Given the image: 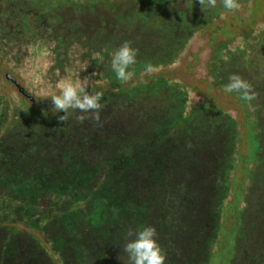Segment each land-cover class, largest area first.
Instances as JSON below:
<instances>
[{
	"label": "rangeland",
	"instance_id": "374dc122",
	"mask_svg": "<svg viewBox=\"0 0 264 264\" xmlns=\"http://www.w3.org/2000/svg\"><path fill=\"white\" fill-rule=\"evenodd\" d=\"M216 3L212 8L206 2L199 3V0H0V98L11 104L7 114L9 123L0 122L1 127L6 126L0 130V147L6 150L4 155L13 148L16 152H31L26 141L31 139L33 144L40 142L37 131L43 130L48 136L44 139L48 143L47 151L52 152V145L49 144L52 142V122L59 128L64 125H59L52 118V115H61V112L54 114L56 110L50 100L51 94H59L57 85L64 78L71 76L76 79L79 76L83 80L89 77L86 91L90 94H111L109 98L116 100L112 103L113 113L117 108L122 114L129 109L130 117L135 121L129 127L122 117L112 121V125L115 124L117 128V142L140 143L139 147L145 150H149L150 145L181 147V155H178L181 161L176 163L180 166L181 172L178 170L177 174L179 172L178 177L182 175L180 181L183 182L185 194L191 193L190 183L195 184L196 188L202 186L206 189L207 196L214 191L209 213L206 209L209 206H206L204 199L196 212L198 220L188 229L197 227L200 220L208 222L209 219L215 231L214 223L218 220L217 237L214 240L211 236L208 246V255L213 246L208 264H231L243 220L242 210L248 204L252 172L264 171V164L261 167L264 125L257 126L252 100L242 99L241 92L224 90L229 82L225 77L239 75L250 85V89L253 88L254 77H264V0H240V8L232 11L223 7L222 0H216ZM176 33L178 38L170 36ZM105 38L114 39L108 46V53L101 45L104 42L106 46L111 43ZM125 41H132V47L147 59L132 67L134 76L127 83L118 81L110 67V54ZM154 50H157V55L151 58L150 52ZM147 65H151L153 71L145 73ZM85 66L87 68L81 72ZM253 71H258L259 75L255 76ZM256 97L259 101L263 100V89L256 92ZM261 109L264 110L263 106ZM135 110L137 113L133 114ZM202 111L209 114L206 126L201 128V124L191 125L189 120L194 119L195 113ZM142 113L158 118L155 124L142 122L139 131L141 124L136 121L144 118L137 116ZM27 114L34 118H29ZM215 114L219 116L218 120H226L225 127L221 123L217 124L218 121L213 118ZM27 128H30L29 133L25 132ZM101 128L96 130L100 138L84 145L86 156H90L91 149L102 145V149L98 148L101 151L113 144L107 143L110 138L105 139ZM157 128L185 132L186 135L194 128L197 136L189 134L188 139L181 136L171 141L172 137H168V133L164 136L168 138V143L165 140L161 143V133L154 135L156 132L153 130ZM32 129L37 131L33 132ZM138 132H141L140 135ZM151 137L155 141L149 142ZM120 144L116 151H107V154L98 151V155L110 157L105 160L109 166L101 174L103 180L100 178V183H96L93 190L110 192L112 188L106 177L107 169L111 170V166L116 167L113 172L118 181V175L123 174L118 173L117 166L120 165L121 170L131 177H141L142 166L124 158ZM38 146L40 148H37L35 155L41 153L43 147L41 143ZM172 153L177 155L178 151ZM142 158L146 159L143 163L147 165L144 170L145 175L148 173L147 178L152 179V175L161 172L159 167H155L154 157L150 154ZM169 159L173 163L174 158L169 156ZM10 169L7 168V172ZM26 171L28 173L29 170ZM22 173L27 174L24 171ZM14 175L12 182L4 188L0 186V189L6 192L27 189L25 184L29 179L21 172ZM48 179L47 186L42 182L31 183L38 184V190L65 188L56 179L57 183L52 186V177ZM257 184L261 186L262 181H257ZM118 186L121 188V197L128 199L129 194L124 185ZM255 191L260 193L258 189ZM257 196L260 198V195ZM108 200L116 203L111 197ZM194 200L191 197L187 202L180 203L183 219L174 223L175 230L176 225L184 226L189 222L186 221L187 215L198 207ZM6 201L1 198L0 206ZM126 202H123V208H127ZM120 203L119 199L118 205ZM24 206L27 208L28 204L24 203ZM260 209H264L263 206ZM50 211L52 207H48L47 215L38 216V226L47 218V226L52 227ZM96 214L83 215L82 218L87 225L93 223L92 226H97L100 216ZM172 216L167 215V223L170 224ZM133 217L134 213L129 214L128 221ZM54 218L61 219V227L69 234H74L75 216L72 215L71 223L68 220L65 222V217L60 218L57 214ZM17 228L21 231L16 239L20 254L16 258L0 259V264H123L122 256L126 255L127 258V254L123 253L125 243L121 242L122 237L118 239L117 245L107 246L104 252L102 244L98 245L97 242L111 241L110 235L91 233L96 240L89 239L95 253H91L92 257L90 255L83 263L76 255L75 260H72V252L67 249L62 248L63 251L61 249L59 252L55 250L61 240L59 237L54 239V246L52 229L37 230L22 223ZM3 230L11 237L16 234V228L12 225ZM114 231L119 237L123 227ZM162 231L156 229L159 238ZM164 235L166 239L161 241L158 238V243L162 245L168 261L169 256L172 258L177 255L173 251H176V246L171 248L170 241L174 238L170 231ZM2 238L0 232V240ZM186 238L178 244L184 252L182 264L197 263L202 257V264H205L206 254L197 251L192 256L195 240L192 238L188 241ZM253 258L254 255H246L242 261H254L257 264L256 258Z\"/></svg>",
	"mask_w": 264,
	"mask_h": 264
},
{
	"label": "trees",
	"instance_id": "16d2710c",
	"mask_svg": "<svg viewBox=\"0 0 264 264\" xmlns=\"http://www.w3.org/2000/svg\"><path fill=\"white\" fill-rule=\"evenodd\" d=\"M200 11H202L201 8ZM177 28L179 27H176V29ZM170 36L175 38L179 37L177 33ZM105 39L107 41H111V43L107 46L105 45V42L101 44L103 46V49H107L108 53V46H110L112 42H114V39ZM165 51V54H167L168 51ZM150 54L151 58L155 57L157 55V50L150 52ZM146 60L147 59L143 58L138 52L137 62L141 63L145 62ZM252 74L258 76L259 72L253 71ZM225 78L228 82L229 77ZM254 79L255 80L252 82L253 88L251 89V94L254 96L252 102L255 108V120L257 126H262L264 125V110L261 109V107L263 106L264 108V97L262 101H259L256 97V92L261 89H263L264 92V77H254ZM109 96H111V94H104L102 97L101 103L103 104V108L100 111L99 123L92 120L91 118L85 119L82 123L79 122L77 120V116L82 115V113H80L79 111L73 112L72 110H70V115L64 122L58 120V116H61L64 113L61 112V115L58 114L57 116L52 115V118H54V122L56 121L57 123H59V125H64L59 128L55 123L52 122V142H49V144L52 145V152L47 151L46 145L48 143L44 140L46 137H48L46 133L43 130H40V132H38L36 129H32V131H37V136H40L39 138L41 139L40 142L33 144V141L31 139L28 141L25 140L26 143L29 144V148L32 150L31 152H16V149L13 148L12 151H8V153L4 155L6 150L1 149L3 147H0V186L4 188L5 185L10 184V182H12L13 178L15 177L14 173L17 172H21V174L24 175L26 179H29V181L27 180L28 182H26L25 184L27 188L25 190H9L10 192H6L5 189H0V199L4 198L5 200H7L0 206V219L2 220L0 221V232H2L3 237V240H0L1 261L4 260V258L9 259L19 256L20 250L17 246L16 239L18 238L19 234H21V231L17 228V225L22 223L24 226H27L29 228L34 227L37 230L46 231L48 228L52 229V233H54L52 234V242L54 243V239H56L57 237H59L61 240L57 246H55L54 243V246L56 247L55 250L59 252L62 248L67 249L72 252V260H75L76 255V257H78V259L83 263L89 259L91 253H95L91 246L92 241L91 243L89 241V239H94L92 238L91 233H96L97 235H110L109 237H111V241L97 242L98 245L102 244L101 249L105 252L107 246L117 245L119 243L118 239L120 237H122V243H127L129 240L133 239L134 236L129 235V233H134V231L140 226H153L157 230L160 229V231L161 229H163L162 236L160 238L157 236V240L159 238L161 239V241H164V239H166L164 235L165 232L168 234V231H170L173 234L174 239L170 241L172 242L171 248L176 246V251L174 249L173 251L177 255L172 258H170L169 256L168 261H166L165 264L183 263L181 261L184 252L182 246L179 247L178 244L186 237L188 238H186L188 241L193 240L192 238H194L195 240V246L191 252L192 256L197 253V251H201L202 254H206L205 264L209 263L213 246L209 249V255L207 253L208 246L211 236L214 237V240L217 237L216 229L217 225H219V221L215 219V231H213L209 219L208 222L199 219L200 221H198L197 227L192 226L190 229H188V227L195 224V222L198 220L196 212L201 208L200 202H202L204 199L206 200V206H209L208 208H206L209 213L211 205L210 203L212 202L214 191H211L207 196L206 189H203L202 186L196 188L195 184L190 183L192 187L191 193L185 194L186 191L183 189V182L180 181L182 179V175L178 177L179 172H181V170H179L180 166L176 163L178 161H181L178 158V155H181V147L167 145V148H162L161 146L152 147V145H150L149 150H145L144 148L141 149L139 147L140 143L128 144L121 142L120 144L119 142H117L118 138L115 135L117 128L115 124L112 125V121L116 117H122V120L127 123V127H129L130 124L135 121L130 117L131 113L129 109L125 110L122 114L119 110L120 108H117L116 112L113 113L112 110L114 108L112 109V103H115L116 100L112 97L109 98ZM10 105L11 104L6 102V100L0 98V122L6 121L5 123H9L7 114ZM127 107L129 108V106ZM131 108H133V106ZM134 113H137V111L135 110L133 114ZM140 115L144 117L139 118L136 121L140 124L145 121L148 124H155L156 119L158 118L148 117V115L144 113L137 116ZM208 115V112L206 113L203 111L195 113L194 119L189 120V122L191 123V125L195 126L197 124H201V128H203L207 124L206 121L208 122ZM28 117L34 118L33 116L29 115ZM213 118L218 121L217 124L221 123L223 124L222 126H226V120L222 118L218 120V115H213ZM99 127H102L100 130H103L105 139L107 140L108 138H110L107 143L110 144V142H112L113 144L107 145L106 147L104 146L105 148H103V150L101 151H99L98 148L102 149V145L96 149H91L89 150V153L91 152L90 156H86L84 154L83 147L84 145H87L88 141H93L94 139L98 140L100 138V135H98V133L96 132ZM141 127L142 124L139 125V131ZM5 128L6 126H0V130H3ZM28 129L30 128L25 129L26 133H29ZM153 131L156 132L154 133V135H157L158 132L161 133L159 140L161 141V143L163 142V140L168 143V138L164 137L165 135H168V133L170 134V136L168 137H172L171 141L175 139L178 140L181 136H183V139H188L190 135H192L193 137L197 136L196 130L194 128L188 133V135H186L187 133L185 132H176L170 129L167 130L166 128H163L162 130L161 128L160 130L159 128H157ZM138 133L140 135L141 132ZM69 140L71 141V143L69 142ZM153 140L154 138L151 137V139H149V142ZM40 143L43 145L42 149H40L41 153L35 155L37 148H40L38 146ZM119 144L123 148L122 155L124 158L134 161L138 165L142 166L140 172V176L142 178H137L136 176L131 177L129 173L127 174L123 172V170H121L122 166L120 165L117 166L118 173L123 174L118 175L120 180L118 181V179L115 178V174L113 172L116 170V167L111 166V170L107 169L108 177H106L108 183L110 184V187L112 188L110 192H106L107 190H93L94 185L96 183L98 184V182L100 183V178L103 180L101 174H104L105 169L107 168V166H109V164H105V160L109 159L110 157L107 158L108 155L102 154H99V156L98 151L100 153L103 152L107 154V151H116ZM235 146L236 142L234 144V147ZM234 147L232 148L234 149ZM173 151H178V154L174 155L172 153ZM50 154H52V156ZM149 154L150 156L154 157L153 162L156 163L155 167H159V169L161 170V172H159L158 174L152 175V179H150V177L147 178L148 173L146 175L144 173L145 167H147V165L143 163V161L146 159L142 158L146 156L148 157ZM169 156L174 158L173 163H171ZM156 157H158L157 161L155 160ZM161 158L163 159V161ZM263 164L264 156L261 158V167ZM10 167L11 169L9 170V172H7V168ZM94 167H96L95 172ZM26 170H29L28 173ZM178 170L179 172L177 174ZM23 171L27 174H23ZM51 177L52 186L54 183H57L56 180H58L63 186H65V188H60L58 190H52L51 188L38 190V184L31 183V181L42 182V184L47 186L49 185L48 178ZM259 180L262 181L261 186H258L257 184V181ZM251 182L250 193L248 195V204L246 205L245 210H242V212H244L242 218L243 220L241 223V229L238 233L239 235L237 234L235 256L231 261V264H255L254 261H246L244 263V260L242 261V259H245L246 255H254L253 260L256 258L257 264H264V209H260V206H263L264 208V171H255L254 173L252 172ZM121 184L124 185L126 192L129 194L128 199H124L121 197V188H119L118 186ZM256 189H258L260 193H257L255 191ZM148 191L151 194V197ZM257 195H260V198H258ZM110 197L116 201L115 204L108 200ZM191 197L195 199L194 201L198 207L195 208L192 213H187L188 218L186 221H189L188 223H186L187 225H176L177 230H175L173 227L174 223L179 219H183V217L181 216L183 215V210L182 207H180V203H182L183 201L187 202V200ZM119 199L121 201L120 205H118ZM8 201L10 202V204L8 203ZM124 201H127V208H123ZM129 201H131L130 204ZM24 203L28 204L29 208H25ZM48 207L49 209H51L52 207V211H50V213L52 212V227L47 226V218L42 221L43 224L41 226H38V216L47 215ZM60 211L62 212L61 215L59 214ZM93 213H97L96 215L100 216V221L98 220L100 224L97 226H92L93 223H91V225H87L86 221L82 218L83 215L91 216ZM131 213H134L135 217L131 218V220L128 221L127 217ZM55 214H57L60 218L62 216L65 217V222L66 220H68L70 223L73 221L72 215L76 217V221H74L75 224H73L75 225L73 226L74 234H69L64 228L61 227L63 223L60 222L61 219L58 220V218L56 220L54 218ZM168 214H173L172 218L169 219L170 224L166 221ZM7 219L10 221H7ZM162 219L164 223L162 222ZM127 222H129V226H127ZM10 224L16 228V234L12 237L9 236L5 230H3V228L11 226ZM121 226L123 227V232L121 236L117 237L114 234V230L119 229V227ZM159 245L162 248V245ZM186 246L188 247L189 244L187 243ZM255 250H257V253H255ZM123 253L125 252L123 251ZM250 253H252V255ZM96 254L99 255L97 252ZM124 256H122L123 264H128V258H126V255ZM197 260H199V258H197ZM95 261L96 260H93V262ZM202 262L203 257L199 262L194 264H202Z\"/></svg>",
	"mask_w": 264,
	"mask_h": 264
},
{
	"label": "clouds",
	"instance_id": "9594fccd",
	"mask_svg": "<svg viewBox=\"0 0 264 264\" xmlns=\"http://www.w3.org/2000/svg\"><path fill=\"white\" fill-rule=\"evenodd\" d=\"M206 2L208 7L214 8L216 0H199V3ZM223 7L229 11L238 10L240 5L238 0H222ZM111 71L115 74L118 81L127 83L133 76L132 66L137 63L138 49L132 47L131 41L123 42L110 54ZM87 66L81 69L84 71ZM153 71L151 65L145 67V73ZM89 77L73 79L71 76L62 79L57 87L59 94H51L50 100L56 113H64L58 116L59 121H66L73 112L79 111L82 115L77 116L79 122L91 118L99 123L100 111L103 108L101 103L103 94L101 92L89 93L86 91L89 85ZM226 92H241L242 99L252 100L250 85L239 75L232 74L229 76V82L224 89ZM134 236L123 246V251L127 254L128 264H165L166 255L160 247L157 240V232L153 226H140L134 233Z\"/></svg>",
	"mask_w": 264,
	"mask_h": 264
}]
</instances>
